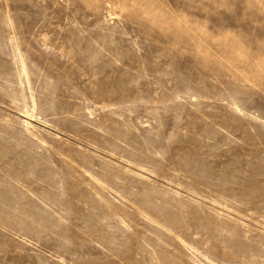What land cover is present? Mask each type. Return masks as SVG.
Wrapping results in <instances>:
<instances>
[{"label":"rangeland","instance_id":"1","mask_svg":"<svg viewBox=\"0 0 264 264\" xmlns=\"http://www.w3.org/2000/svg\"><path fill=\"white\" fill-rule=\"evenodd\" d=\"M0 264H264V0H0Z\"/></svg>","mask_w":264,"mask_h":264}]
</instances>
